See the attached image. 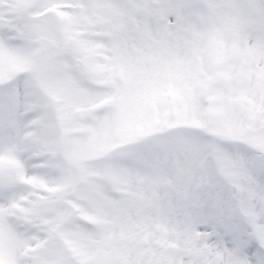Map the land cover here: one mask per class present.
<instances>
[{
    "label": "snow or ice",
    "instance_id": "6c2138e0",
    "mask_svg": "<svg viewBox=\"0 0 264 264\" xmlns=\"http://www.w3.org/2000/svg\"><path fill=\"white\" fill-rule=\"evenodd\" d=\"M0 264H264V0H0Z\"/></svg>",
    "mask_w": 264,
    "mask_h": 264
}]
</instances>
